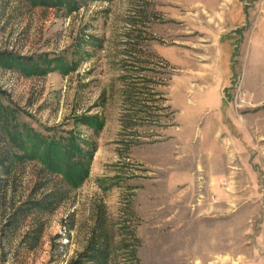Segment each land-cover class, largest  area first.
Segmentation results:
<instances>
[{"label":"rangeland","instance_id":"1","mask_svg":"<svg viewBox=\"0 0 264 264\" xmlns=\"http://www.w3.org/2000/svg\"><path fill=\"white\" fill-rule=\"evenodd\" d=\"M0 52V264H264V0H0Z\"/></svg>","mask_w":264,"mask_h":264},{"label":"trees","instance_id":"2","mask_svg":"<svg viewBox=\"0 0 264 264\" xmlns=\"http://www.w3.org/2000/svg\"><path fill=\"white\" fill-rule=\"evenodd\" d=\"M12 61V57L9 56V54L7 55L6 53L4 52H0V65L2 67H5L6 66L8 67V62L9 61ZM15 61V59H14ZM6 63V64H4ZM66 71H63V73H65ZM156 101H154V104L156 106H158L157 103H155ZM146 106V105H144ZM81 122V123H84L87 122V123H90L91 126H94L98 128L101 126L100 123L96 124L95 125V121H96V118H93V117H86V119H77V122ZM5 126H9L7 124V121L5 120ZM8 137H10L14 142H18L20 144V148H22V145H21V141L20 139H18V136H16L15 133H10V135H8V133L6 132L5 133ZM73 138L71 137V140ZM59 140H62V139H59ZM65 140V139H64ZM51 147H53V145H50L49 148H48V151H45L46 154H42L40 155L39 157L43 158V161H46L48 160V162L50 163V167L51 168H55V166L57 165V170H59L60 172H62L66 178V180H68V182H70L71 184L72 183H75V184H78V183H81V180L83 178V174H84V168L82 167V161H81V152L78 151V149L76 148V145H71L72 149L70 150H59V148H56L57 150L56 151H50ZM74 149V151H73ZM24 159L23 156H20V155H15L14 157V160L16 161H22ZM10 167V156L7 152H5L4 154H0V183H2L1 181V177L4 175V176H7L5 174L4 171L8 170ZM5 169V170H4ZM1 171H3L1 173ZM71 179L74 181L72 182ZM3 185V184H2ZM1 184H0V203L1 204H4V198L5 196H3V193H1V188L3 187ZM74 185V184H73ZM7 190V189H5Z\"/></svg>","mask_w":264,"mask_h":264},{"label":"crops","instance_id":"3","mask_svg":"<svg viewBox=\"0 0 264 264\" xmlns=\"http://www.w3.org/2000/svg\"><path fill=\"white\" fill-rule=\"evenodd\" d=\"M199 103L202 105L201 102H199ZM218 108H220V104H218V106H217V112H218L219 115H221L222 110H220V109L218 110ZM197 116L198 115L196 114L194 108H192V106H191L190 107V112H187V115H186V117L188 118V120H187L188 124H187V126L185 128V131L187 132V134L185 135V138H187L188 140L190 138V139H192V141H201V142H203L204 140L229 139V138H226V135H222V134L220 135V133L218 132L219 127L217 128L215 123H214V121H213V119H214V117H216V115L212 116V115L208 114V115H206V117L203 116L202 119L200 120L201 124H199L198 126L196 125V122L198 121L197 120L198 119ZM195 127H198L197 130H195L196 129ZM231 130H232V128H231ZM203 170H204V175L205 176L202 177L203 174H202L201 170L199 169L197 171L198 175L195 178L201 177L203 179V181H204L206 175H209V174L212 177L219 176V178H220V174H218V173L212 172L209 169L208 170L207 169H203ZM231 173L234 174V175L236 174L234 172H231ZM185 179H187V181L190 183L193 178L191 177V174H186ZM222 179L223 178H221V180ZM226 182H227V180H226ZM202 188H203V185H202ZM203 189H204L203 192H204V195H205L206 188H203Z\"/></svg>","mask_w":264,"mask_h":264},{"label":"built area","instance_id":"4","mask_svg":"<svg viewBox=\"0 0 264 264\" xmlns=\"http://www.w3.org/2000/svg\"><path fill=\"white\" fill-rule=\"evenodd\" d=\"M222 183H226L225 181H223Z\"/></svg>","mask_w":264,"mask_h":264}]
</instances>
